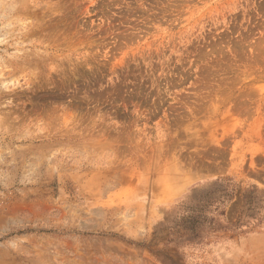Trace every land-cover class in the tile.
Instances as JSON below:
<instances>
[{"label": "rangeland", "instance_id": "1", "mask_svg": "<svg viewBox=\"0 0 264 264\" xmlns=\"http://www.w3.org/2000/svg\"><path fill=\"white\" fill-rule=\"evenodd\" d=\"M0 264H264V0H0Z\"/></svg>", "mask_w": 264, "mask_h": 264}]
</instances>
